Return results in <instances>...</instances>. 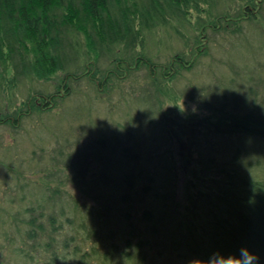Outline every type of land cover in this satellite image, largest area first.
I'll return each mask as SVG.
<instances>
[{"label":"trees","instance_id":"1","mask_svg":"<svg viewBox=\"0 0 264 264\" xmlns=\"http://www.w3.org/2000/svg\"><path fill=\"white\" fill-rule=\"evenodd\" d=\"M214 48L244 64L217 60L230 76L206 85L193 73ZM261 49L264 0H0V88L31 80L0 125L59 118L25 152L0 140L28 162L0 164V264H205L242 246L264 264Z\"/></svg>","mask_w":264,"mask_h":264},{"label":"rangeland","instance_id":"2","mask_svg":"<svg viewBox=\"0 0 264 264\" xmlns=\"http://www.w3.org/2000/svg\"><path fill=\"white\" fill-rule=\"evenodd\" d=\"M155 40H151V44H154L155 49L157 50L158 47L155 45L154 43ZM174 44L177 45V40L174 41ZM154 49V50H155ZM161 55H162V59L167 57L168 55H170L171 53H169L168 49H159L158 50ZM213 56H214V62L211 63V69L210 71H207V68H205L204 65H200L199 66V70H197V72L193 73L194 77L196 76L197 79L199 80H204L203 83H205L206 85L208 83H212L215 82L216 80V76H221L223 78H229L230 75L227 74L226 70L224 69L223 65H217V60H222V61H226V59L228 60H236L238 63L244 64V56H243V52L242 50H238V48L234 49V51H232V53L230 54L231 57H229V54L225 51H222V49H217L214 48L213 49ZM239 52V53H238ZM260 59L264 60V49H261L260 54L258 55ZM205 60V59H204ZM216 62V63H215ZM0 71L3 72V65L0 63ZM224 72V73H223ZM40 82H42L44 85L48 82V81H43V80H38ZM184 81V80H183ZM31 84V80H28V78H26V80H22L21 82L15 84L16 86H11V87H6V88H0V105L2 104V107H0V114L2 117V115H4L6 112L10 113L13 111L14 109V105L19 103V100L25 98L29 92V87ZM48 83L49 89L53 90L55 89V84ZM127 85V83H126ZM125 92H128L130 94V96H132L131 94V89H126ZM119 99V94L118 92H113V99L111 102H114L116 100ZM75 102L79 103L82 102L85 105L90 104V106H92V108L96 107V96L93 95V92H89V91H85V90H81L80 93H77L75 99ZM8 103H10L8 105ZM69 103V101L67 102V104ZM99 104V109L96 108V115L98 117V119H102L106 116V104L105 102H101L98 103ZM123 104V103H122ZM125 104V103H124ZM179 105L181 107H183L184 109H186V111H190L192 110L193 106H196V103L193 101H190L189 103L186 102V100H181ZM68 106L71 107V104H68ZM69 109V107H65L62 110H57L55 112V114H57L59 117L60 115L64 112L63 115V119L64 121L66 120V116L67 113L66 111ZM98 112V113H97ZM116 117H120L119 116V112L116 111L115 112ZM36 119V115L32 114V115H28L25 116L23 121H18L16 123H18V125H20L17 128H12L9 127L7 125H0V140H2L4 143H6V145L8 144H12L14 145H24L26 144V146L24 148H18V151H26V149H28L31 145V143H35L37 142V140L41 139L42 137H44L45 135H47V128L50 127V124L52 122H54L55 120H58L59 118L57 117L56 119H54L50 114L46 115V119L47 120H43L42 122L38 121L35 123ZM1 122H3V119H1ZM30 125V126H28ZM28 126V127H27ZM27 127V128H25ZM51 137V136H50ZM18 142V143H17ZM45 143V141H44ZM0 159H2V161L0 162L1 166L4 169L8 170V163H14L16 165V167H20V168H26L27 167V163L28 162H24L23 160H21V158L18 156L15 159L12 158V156L10 154H8L7 156H5V154H0ZM2 171V176L0 179V186H3V182H4V174L5 172ZM0 199H1V191H0ZM12 255H17L15 253H12ZM18 256V255H17Z\"/></svg>","mask_w":264,"mask_h":264},{"label":"clouds","instance_id":"3","mask_svg":"<svg viewBox=\"0 0 264 264\" xmlns=\"http://www.w3.org/2000/svg\"><path fill=\"white\" fill-rule=\"evenodd\" d=\"M192 112H196V107H192ZM191 264V262H190ZM205 264H260V256L247 246H242L235 253L227 255L216 251L209 255Z\"/></svg>","mask_w":264,"mask_h":264}]
</instances>
